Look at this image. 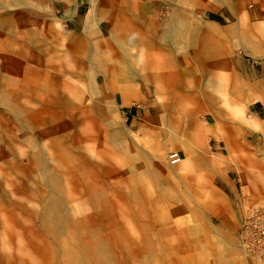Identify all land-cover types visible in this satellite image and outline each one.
I'll use <instances>...</instances> for the list:
<instances>
[{
    "label": "rangeland",
    "instance_id": "1",
    "mask_svg": "<svg viewBox=\"0 0 264 264\" xmlns=\"http://www.w3.org/2000/svg\"><path fill=\"white\" fill-rule=\"evenodd\" d=\"M7 1L0 0V264H264V253L249 254L237 235L264 199V146L251 140L259 135L248 124L264 121L252 86L264 82V0L180 4L194 26L211 32L210 76L201 82L216 78L209 89L228 120L197 93L182 108L175 86L153 85L157 98L136 83L115 98L96 94L88 73L79 79L82 54L100 42L113 49L96 26L101 0ZM169 1L142 6L169 14ZM62 78L71 90L58 88L55 103L50 87ZM185 78L191 89L193 76ZM178 131L183 141L174 139ZM127 208L164 215L138 217L143 229Z\"/></svg>",
    "mask_w": 264,
    "mask_h": 264
},
{
    "label": "bare ground",
    "instance_id": "2",
    "mask_svg": "<svg viewBox=\"0 0 264 264\" xmlns=\"http://www.w3.org/2000/svg\"><path fill=\"white\" fill-rule=\"evenodd\" d=\"M26 1L27 0H8L7 2L17 5L19 3L22 4ZM171 1L174 2V0ZM176 1L180 5L182 3L194 4L196 0ZM146 2H149V0L100 1L99 6H101L104 14L102 13L103 15L98 19V22L96 23V26L99 29L98 34L100 33L102 36H104L105 33H108L109 37L107 42L113 47V49L112 52L103 51L104 43L100 42V45L94 48L93 53L88 52L84 56L82 54V60L79 63L80 71L77 74L78 78L82 79L88 73L92 88L96 94L101 95L108 90L115 96V98L117 97V95L125 98V96L134 88L133 85L136 83H139L147 93L149 91H152L155 97H157V94H160L161 91H158L157 88L153 89V85L158 86L161 84L162 87L161 85L159 87L161 88V90H164V92L170 89L173 90V87L175 86V98H177L178 102L179 99L181 100L182 108L183 98L197 93L200 98L205 97L209 103H214V106L212 105L211 108L215 109L213 112V114H215V117L221 114L224 116L225 120H228L229 116L227 115V112L221 109L220 105L215 104L216 102L218 104V101L216 100V96L211 94V91L217 84L216 78H212L215 83H210L209 85L202 84L201 82V78L209 74L208 67L205 63L208 58V55L206 54L208 52V49L205 47V45L208 43V40L210 38L209 34L211 33L209 29L201 30L202 27L199 28L198 26H194L197 25L194 19L192 18L193 20H191V18H189L190 16H186L185 13H183L182 9L180 8L181 5L179 6L177 4V7H173L172 2L169 1L168 4L171 7V12L169 14H164L162 12H153V14H146L145 5L142 6V4H145ZM114 6L116 8L114 10L111 9V7ZM128 8L130 11L127 12ZM262 8H264V6H262ZM134 11L137 12H135L136 14L133 16ZM87 19H90V17L87 16ZM102 21L104 23L106 22L105 28L103 30L101 28ZM212 31L217 33L218 35L224 36V34H222L221 31L217 30V28H212ZM228 31H230V29H227L225 32H227L228 34ZM201 34H204V36H202ZM200 36H202L201 38L204 40H202ZM180 43L187 46V50L185 52H180V50L177 49V45ZM180 48H182V46H180ZM132 49H136V51H133ZM83 52L85 53L84 50ZM24 59H26V56L24 57ZM27 64L29 65V63ZM177 65H180L182 70L177 67ZM130 69L133 72H131ZM50 71L55 74L58 69L53 65L52 67H50ZM198 72L200 73V76H197L196 73ZM41 73H43V71H41ZM60 74L61 76H63L64 70H61ZM189 75L193 76L194 81L191 89L188 88L185 80V77ZM70 76H73V74L70 73ZM209 76L210 75H208V77ZM58 81L59 84L57 88L55 87V84L50 87L51 95L53 94L52 97L54 98L55 103L56 100H59V97H61L59 96L60 94H58V88H62L67 92L71 90V80L62 78ZM210 85H213L212 90L209 89ZM252 86L253 89H257V91H259L260 93V96L258 95L257 98L264 101V82L256 81L253 82ZM163 87L164 89H162ZM167 94L168 93L165 94V97L167 96ZM68 104L69 102H66L65 106L68 107ZM160 106L163 107L164 105L162 104ZM157 107H159V105H157ZM98 110L100 112H104L102 103L99 104ZM179 110V114L181 111L183 112L182 109ZM66 112L68 113V111ZM245 121L246 120L243 117V128L245 126ZM248 122L250 130L259 135L258 139H256V137L250 136L251 140H257L256 142L258 144L264 146V121L254 119ZM185 136L186 134L184 135L183 133L178 131V134L174 139L178 137V140L181 139L183 141ZM170 138L172 137H169V139ZM227 140L224 142V144L227 148H229L230 144ZM103 201H106L105 197ZM126 212L136 222H138L139 220L138 217H141L144 221H147L148 218L149 220L155 222L156 219L161 218V216L164 215V213L162 212L160 213L156 210L153 211L152 208L144 209L142 211H139L138 213H133L130 208H127ZM140 222L141 223H138L137 225L142 226L143 229H146L148 227V224L146 222Z\"/></svg>",
    "mask_w": 264,
    "mask_h": 264
},
{
    "label": "built area",
    "instance_id": "3",
    "mask_svg": "<svg viewBox=\"0 0 264 264\" xmlns=\"http://www.w3.org/2000/svg\"><path fill=\"white\" fill-rule=\"evenodd\" d=\"M171 163L180 157L177 152L169 153ZM238 240L242 248L249 254L264 253V199L251 207L240 221Z\"/></svg>",
    "mask_w": 264,
    "mask_h": 264
}]
</instances>
